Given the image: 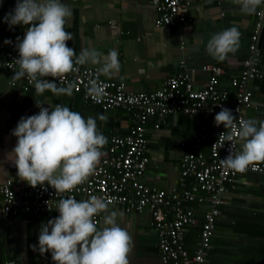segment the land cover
<instances>
[{"label": "crops", "instance_id": "1", "mask_svg": "<svg viewBox=\"0 0 264 264\" xmlns=\"http://www.w3.org/2000/svg\"><path fill=\"white\" fill-rule=\"evenodd\" d=\"M186 22L173 28L154 27L153 9L147 0H61L72 10V17L65 30L72 34L68 46L77 56L84 49H95L107 55L116 50L120 71L111 76L100 74L104 79L123 81L130 92H145L156 89L168 77L179 70V62L191 76L193 87L202 88L206 75L200 71L204 64H217L225 73L220 85L236 75L241 61L247 57V44L254 21V14L241 11L239 0H185ZM17 0H0V37L23 40L26 27L10 26L4 17L13 12ZM236 27L240 32V46L220 60L208 53L207 42L214 34ZM18 41V42H19ZM260 66L264 70V26L259 38ZM98 68V65L86 64ZM13 71L0 65V181L25 182L17 176V169L9 154L16 146L12 135L21 117L39 113L36 103L44 107L61 104L79 112L85 119L96 118L98 131L107 137L102 149L107 156L108 138L126 134L130 115L120 109L101 111L85 103L79 94L55 96L46 91L37 95L32 88L23 86V78L13 80ZM252 102L257 110L247 111L246 118L264 122V83L255 81ZM105 115L107 122L98 119ZM201 118L167 117L159 129L148 125L146 156L148 162L141 177L147 185L168 189L178 178L180 156L188 145L197 127L204 123ZM209 122V121H208ZM206 151V145H205ZM242 150L237 143L235 153ZM204 151V152H205ZM205 264H264V179L256 174H245L226 185ZM198 222H201L203 207L192 206ZM109 211L121 215L117 223L127 230L132 238L128 256L129 264H158L157 239L149 222L148 212H126L109 205ZM59 216L57 209L49 214H20L16 218L0 215V264H36L50 252L39 251L38 237L41 225ZM98 226L103 227L102 216ZM199 224L189 228L184 235V246L192 250L197 238Z\"/></svg>", "mask_w": 264, "mask_h": 264}, {"label": "built area", "instance_id": "2", "mask_svg": "<svg viewBox=\"0 0 264 264\" xmlns=\"http://www.w3.org/2000/svg\"><path fill=\"white\" fill-rule=\"evenodd\" d=\"M153 9V26L173 28L186 22L185 0H147ZM264 26V4L254 13V21L247 44V57L241 61L240 71L220 85L224 69L217 64H204L200 71L206 75L202 88L195 89L190 74L179 62L178 72L162 81L151 91L130 92L123 81L108 80L99 75L105 86V95L97 103L87 94L90 79L96 78V68L77 66L79 71L53 80L57 86L68 82L77 85L73 93L79 94L88 104L101 111L120 109L130 115L126 134L108 138L107 156L99 161L95 172L72 192H56L45 183L35 188L26 182L16 184L0 181V215L18 217L20 214H49L57 209L61 199H88L92 195L105 198L110 206L126 212H148L149 225L157 239L158 264H205L213 234L214 224L220 215L226 185L245 174H256L264 179V163L249 167L246 173L225 169L220 160L230 152V142L222 140V133H235L217 126L215 116L222 108L231 110L235 123L247 119L250 109L257 110L252 102L251 82L264 80L260 66L259 38ZM10 41L5 44L4 41ZM18 41L0 37V65L7 71L16 72L19 65ZM23 86L32 88L33 83L23 78ZM201 118L210 123L200 124L194 132L187 151L178 162V178L175 185L159 189L141 181L148 162L146 156L147 129H159L167 117ZM206 143V151L201 150ZM221 143L223 146L220 148ZM237 143L233 147L235 153ZM192 206L203 207L201 222ZM98 222V217H96ZM199 224L196 241L191 251L184 246V235L189 228ZM2 264H14L5 261ZM36 264H54L51 253Z\"/></svg>", "mask_w": 264, "mask_h": 264}, {"label": "clouds", "instance_id": "3", "mask_svg": "<svg viewBox=\"0 0 264 264\" xmlns=\"http://www.w3.org/2000/svg\"><path fill=\"white\" fill-rule=\"evenodd\" d=\"M239 3L241 11L254 14L264 0H239ZM71 17V8L61 0H17L13 12L4 17L10 26L26 27L23 40L17 38L19 59L15 62L19 70L12 79L27 77L37 95L49 91L55 96H72L77 88L75 82L60 87L44 78L56 80L79 71L77 66L98 65L87 94L99 103L106 94L99 75L118 73L119 55L116 50L104 55L95 49H84L77 56L67 43L73 38L65 30ZM240 35L236 27L227 28L211 37L206 50L223 61L238 51ZM36 105L39 113L21 117L13 130L17 143L8 159L14 162L17 176L32 188L47 183L56 192H72L95 172L107 137L98 131L96 118L85 119L61 104ZM98 119L107 122L103 114ZM214 119L217 126L223 125L235 133V139L225 132L219 136L231 145L229 155L220 160L225 169L243 174L250 166L264 163V122L257 126V121L244 119L237 125L236 117L226 108ZM236 143L242 146L238 153L233 152ZM109 203L96 195L85 200L61 199L57 205L59 216L41 225L40 253L50 252L54 264H129L132 238L117 223L121 213L109 211ZM101 216L103 227L96 220Z\"/></svg>", "mask_w": 264, "mask_h": 264}, {"label": "trees", "instance_id": "4", "mask_svg": "<svg viewBox=\"0 0 264 264\" xmlns=\"http://www.w3.org/2000/svg\"><path fill=\"white\" fill-rule=\"evenodd\" d=\"M255 81H258V80H255ZM255 81H252L250 84H252L253 82H255ZM262 81V80H261ZM263 83H264V80H263ZM254 90V89H253ZM205 123H207V124H209V126H210V123H208V120L206 119L205 120ZM205 145H206V143L204 142L203 144H202V146H201V150L202 151H205Z\"/></svg>", "mask_w": 264, "mask_h": 264}]
</instances>
